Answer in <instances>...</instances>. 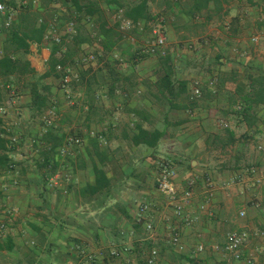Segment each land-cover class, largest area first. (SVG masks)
Wrapping results in <instances>:
<instances>
[{"label": "crops", "instance_id": "crops-1", "mask_svg": "<svg viewBox=\"0 0 264 264\" xmlns=\"http://www.w3.org/2000/svg\"><path fill=\"white\" fill-rule=\"evenodd\" d=\"M80 1H97L108 22L107 12L116 10V7L107 5L104 0ZM118 1L124 6L129 5L130 2H136V0ZM166 1L173 3L176 0H148L150 13L153 11L152 5L161 12H169L166 8ZM178 1L185 3L187 0ZM232 1L226 0L224 5V10L227 11L224 17L225 22L223 21L224 25H227V16L239 15V23H241L244 16L249 15L248 11L257 14L258 8L253 10L254 7H249L252 5L250 0H242L248 4L245 3L240 7L241 9ZM38 5L39 3L37 7ZM10 6H16L15 0L10 1ZM61 9L63 10L62 7ZM181 24L179 26L167 22L164 24L166 39L171 44H175L177 48L179 45L182 48L176 51L167 46L172 61L174 91L177 90V82L185 83L182 93L172 99L171 103L159 100L160 95L156 96L158 87L154 85L156 78L153 74L157 66L155 57L143 59L134 68L130 65L121 68L113 66L110 62V55L100 59H95L93 55L94 60L82 66L79 74L72 72L74 77L79 76L75 80H79L82 84L79 89L72 87L74 81H71L70 75H66L69 78L66 90L55 92V88L53 89L51 84L46 82L51 94L57 93L65 100L66 98L74 99L75 104L72 105L74 109L79 110L80 113L77 115L84 125L81 124L84 128L81 131L83 138H80L81 141H86L88 133L93 136L101 132L98 134L102 141L99 150L105 153L107 160L103 165L98 161H95V164L103 169L109 180V187L102 194L97 193L90 196L79 194L80 189L86 184H93L92 162L88 159L83 147L78 148L79 151L70 153L67 150L66 157L60 159L57 171L51 174L49 183L45 184L44 198L37 197L31 192L43 201L44 206L41 211L38 208L40 204L37 205L34 219L30 221L39 222V214L45 216L43 219L45 227L42 230L45 244H50L51 251L48 252L44 247L40 248L39 244H36L32 250L36 254L42 253L41 256L45 259L44 264H66L68 260L66 253H69L73 259L67 264L73 263L74 252L72 250L79 247L85 249L82 246L83 235L91 236L95 242H98L102 235L113 239L117 238L119 233H123V239L127 237L129 253H136L141 264H145L146 248L153 246H158L159 253H166V251L175 253L173 264H198L190 256L199 244L206 248L207 254L205 260L199 263L212 264L210 258L218 256H214L212 247L222 245L227 233L233 229L245 227L250 232L258 230L264 232V107L252 105L248 121L244 119L242 112L239 114L236 112L237 109V111H243L247 106L240 99L237 90L243 89V96L247 95L249 81L258 77L264 78V55L260 56V52L256 54L257 49L254 47L248 50L244 47L248 38H243L244 35L240 32L243 26L240 27V24L234 37L221 33L219 26L222 23H216L217 27L212 28L214 23L205 22L202 17L190 21L183 17ZM173 29L179 31V35L175 38ZM180 30L187 31L184 39L183 32ZM255 32L258 33L257 36L249 31H245V35H251L250 41L254 38L260 40L264 38L263 26ZM2 40L3 37H0V49ZM124 43L126 42L122 40L118 46L123 47ZM232 44L235 47H228ZM84 49L89 50L90 48L84 47ZM29 50L26 59L37 73L42 74L46 70L49 51L34 44L30 45ZM122 58L124 59L123 56ZM243 61L247 66H243ZM111 72L118 73L120 76L123 74L122 83L125 82L123 77H129L131 84L112 85L109 83ZM97 73L101 74L104 84L96 80ZM142 78L152 80L151 84L150 81L144 84L145 80ZM91 79L94 82L86 88V81ZM46 80H53L62 88L63 81L60 82V78L50 77ZM6 88L10 89L8 86ZM196 88L200 91L198 98L193 96ZM17 89L18 93L25 95V101L28 104L30 102L29 91L20 89V86H17ZM88 91L96 96L95 100L90 103L86 101ZM169 104L172 105L171 108ZM0 108L4 109L2 106ZM89 109L92 110L91 116H89ZM133 110L145 111L148 119L140 120L134 117ZM47 115L49 117L50 112ZM2 117L5 118L3 115ZM120 117L126 120L121 123ZM88 118L91 120L87 121ZM134 121L140 123L144 129L164 131L163 137L156 146H134L121 138V129L128 124L129 128H132ZM107 128L109 132L105 135ZM225 130H229L234 135L235 142L232 145L222 146L220 144ZM12 140H15V137H12ZM259 146L263 149L258 150ZM10 156L15 162L17 161L14 152ZM78 158L84 161L82 167H79ZM161 159L171 165L174 171L173 181L178 191H182L192 183L194 194L187 210L196 219L190 225L175 219L166 199L161 200L159 197L155 180L159 173L158 163ZM64 168L69 173L63 174L64 178L58 184L55 182L54 185L53 181L59 176V170ZM249 168H255V176L252 177L245 173V170ZM8 174L10 172H0V177L3 178ZM30 175L32 174L27 176ZM257 177L261 183L256 186L252 184V179ZM207 180H211L215 189L210 204L204 211H200L198 209L200 204L205 202L202 194L203 183ZM241 184H248L247 186L250 184L256 189L242 188ZM7 190V186L2 185L0 195L5 194ZM19 193L21 196L25 190L20 188ZM56 193L58 195H55ZM46 195L49 196L48 199ZM156 196L160 201H155ZM144 203L150 205V211L141 217L139 208ZM8 211L6 210L7 213ZM240 211L245 213L243 218L238 217ZM99 218L102 220L100 226L94 223L99 222ZM118 222L122 223L123 232L116 229ZM148 222L154 228V233L151 235L154 240L149 238V233L145 229V224ZM174 227L180 231L181 243L184 246L183 252L175 251L168 244L171 230ZM223 227L229 228V231L222 232ZM17 234L9 232L3 235V237L11 236L16 251L20 245ZM263 237H255L251 241L256 242L253 249L255 252L252 253L250 250L255 263L258 257L256 253L263 251V243L258 244ZM31 238L33 241L36 240V234L31 233ZM58 240L59 243L56 244ZM164 242L165 245H163ZM118 246L123 247L120 244ZM112 249H114L112 245L108 246L109 254ZM55 252L60 254L55 255ZM159 253L156 264H162V260L158 259ZM38 262L35 261L34 264Z\"/></svg>", "mask_w": 264, "mask_h": 264}, {"label": "trees", "instance_id": "trees-1", "mask_svg": "<svg viewBox=\"0 0 264 264\" xmlns=\"http://www.w3.org/2000/svg\"><path fill=\"white\" fill-rule=\"evenodd\" d=\"M37 1L41 12H44L51 6L56 7V5L51 3V0ZM104 1L107 5H113L116 7V13L119 12L120 18L113 25L106 20L97 1H67L66 3H63V10L61 8L60 10L58 9L57 13L50 15L48 20L42 19L39 14L40 11L32 10V0H28V4L21 7L17 20L12 23L8 30L2 31L1 37H3V40L0 49V106L9 96V91L6 86L10 88V86H14L16 83V85L20 86V89H27L29 91L30 102L26 106L31 113V118L41 116L45 110L47 111L52 102L50 87L44 83V80L53 77L60 78V82H62L66 75H70L71 81H74L73 83H78L79 80H75L78 79L79 76L75 75L74 77L73 75L75 72L76 74H79L80 68L85 65L84 62H81V57L87 55L85 54L86 49H84V47L90 48L89 50L92 53L88 54L95 55V59L97 58V55L99 57V51L105 57L114 53L115 48H121L118 46L119 42L123 39L119 30L121 21L127 23V28H131L133 32L138 28L139 22L143 23L145 26L149 24L159 25L160 23L159 16H153L150 13L147 5L148 0H136V2H130L129 5L125 6L118 0ZM173 3L166 1V8L169 9V12L175 13L179 18L180 16H184L190 21L202 17L205 22L211 21L212 23H217L218 21V23H222L219 26L221 33L227 34L229 37H234L238 31L239 16L237 15H233L230 18V21L227 22V25L223 24L227 12L224 10L226 0H187L185 3L176 0ZM69 11L72 13V18L67 16ZM66 23H73L71 32L65 31L64 27ZM259 23L264 26V21ZM163 26L164 22L162 23V28ZM154 27L156 26H152L151 30H153ZM124 29L126 28H123L122 30ZM152 40L153 37L151 41ZM97 42L100 46V50H96V46H94ZM32 44L46 48L49 51L46 70L42 74L37 73L36 70L31 67L30 62L26 59V56L30 51V45ZM148 45L149 44H143L142 46L137 45L138 48L128 59V65L134 68L135 65L143 59L155 57L157 60V66L153 74L156 78L154 85L158 87V93L156 96L160 95L158 96L159 100L161 99V101L165 100L171 103L172 99H175L180 93H182L185 83L177 82V90L174 91V81L172 79L173 68L170 54L167 49L160 50L159 48H153L151 51L147 47ZM92 48L94 50H92ZM120 53V55H123L125 52L120 50ZM58 67L60 69H57ZM72 72L74 74H72ZM114 73L115 72H111L109 78V83L112 85L119 86L122 84L124 85V83L128 84V82L131 84L129 77H123L125 82L122 83L121 78L123 74L120 76L118 73ZM93 82V79L86 81V88H88ZM143 83L146 84L147 81ZM248 92L247 95L243 96V89L237 90L240 99L247 106L243 111L236 110V112L238 114L242 112L246 121H248L251 116L252 105L264 107V78L258 77L249 81ZM86 94V101H88V103L95 100L96 96H94L91 91H88ZM171 106L172 105L169 104L170 108ZM173 107L177 106L173 105ZM91 112L92 110L89 109V116H91ZM132 114L140 120L148 119V115L145 111L133 110ZM2 115L4 116V114ZM2 115H0V172H15L16 167L19 166V171L23 176V179H20V176L15 179L17 189L19 190L20 188H23L26 194H31V192H33L38 197L44 198L45 184L49 183L51 174H54L57 171L60 159L67 153L65 146L73 144L71 146L77 147L78 144L82 145L83 141L80 139L79 143L68 141V138L64 133H59L57 130H54L55 125L52 122L48 124V119L43 117L42 134H40V137L37 140H32L34 150L36 151V160L34 161V166L31 167L37 176L30 175V177L27 176V166L21 164V162L18 164L10 156L14 151L16 144V140H12L15 126H13L12 129L9 128L6 123L7 120L3 118ZM89 120L91 119L88 118L87 121ZM128 125H125L121 129L120 136L123 140L129 141V143L134 146L145 145L147 147H154L164 135V131H159L157 129H144L142 125L136 121L133 122L132 128H129ZM131 129L134 131H129ZM108 132L109 129L107 128L105 135L108 134ZM100 133L94 134L93 136L88 133L86 136L87 139L85 141L86 144L84 150L88 159L92 162L93 184H86L81 188L79 191L81 196H86L87 194L90 196L97 193L102 194V192L109 187V180L103 169L98 168L95 164V161H98L103 165L107 160L105 153L99 150V145L102 142L98 135ZM234 142L235 139L233 133L229 130H225L224 137L220 140V144L222 146L232 145ZM78 161L79 167H82L84 165L83 159L78 158ZM23 163L26 164L28 162L23 161ZM42 170L45 171L42 172ZM105 197L106 196H104V198ZM39 216L45 219L43 214H39ZM42 224L35 221L29 222L28 227L30 228L31 233L36 234L37 238L35 242L40 245V248L44 247L49 252L51 251V246L50 244H45V237L42 230V228L45 227L44 222ZM37 240L40 241L37 242ZM35 242H30V245L33 246L28 247L27 254L29 256L22 254L26 257L28 256V264H34L35 262L32 258V250L36 247ZM123 248L124 246L119 248L118 251L123 252ZM4 252H13L17 254L13 240L9 235L0 238V254ZM57 253L58 252H55V254ZM20 261L18 262L20 263ZM55 261H57V258H55ZM38 264H42V262H38Z\"/></svg>", "mask_w": 264, "mask_h": 264}, {"label": "rangeland", "instance_id": "rangeland-1", "mask_svg": "<svg viewBox=\"0 0 264 264\" xmlns=\"http://www.w3.org/2000/svg\"><path fill=\"white\" fill-rule=\"evenodd\" d=\"M250 1H251L252 5H249V7H254L253 10H256V8H258L256 10L257 14L256 13L253 14L250 11H248L249 15H247L246 17L244 16V20L242 19V22L239 23L240 27L242 25L243 29H244V30L240 29V32L243 33V35H244L243 38H245V37L248 38L247 39L248 42H246V45H244V47H247L246 48L247 50L254 47L257 49V51L255 53L257 54L258 52H260V56H262V55H264V38L261 40L258 38H254L253 41H250L251 35H249V34L245 35V31H249V32L255 34V36H257L258 33H256L255 31L260 30V27L263 26L259 22L264 21V0H256L255 2L253 0H250ZM63 3H66V1L60 0L59 3L56 5V7L51 6V7L47 8L44 12L40 11V8L37 7V4H38L37 3L35 5L33 4L34 8L32 7L33 8L32 10L40 11L39 14L41 15L42 19L48 20L50 18L49 17L50 15L56 14L57 10L58 9L60 10V8L64 6ZM232 3L233 4L235 3V6H237L239 9H241L240 7L244 6L245 3L248 4L247 2L242 1V0H233ZM151 8L153 9L151 14L153 16H159V20L162 18L164 20L163 21L164 24L167 22V23H170L171 25H176V26L182 25L181 22H183L184 16H180V18H179V17H177V15L175 13L161 12L154 5H152ZM67 16L71 17L72 13H70V11H69ZM107 16L109 17V23L111 25H113L115 22H117L120 18V17H118L119 12L116 13V10L107 12ZM237 16H239V15H237ZM231 17L232 16H229V17L227 16V22L230 21ZM196 21H198V20H196ZM217 23H218V21H217ZM214 24H213L212 28L217 27L216 22ZM250 24H252V26ZM120 25L121 26H119V30L123 36L122 40H124V42H126V43H124L125 45L123 47L121 46V49L115 48L114 54L113 53L110 54L109 58H110V62L113 64V66L125 68V65L129 64L128 59L130 58V55L134 54L135 50L138 48L137 45L142 46L143 44L144 45L149 44V42L151 41V39L153 37L151 28L154 25L157 27L158 24L157 25L156 24H149V25L145 26L143 23H140L138 25V28L135 30V32H133L131 30V28H127L128 26L125 25L124 22H122V21H121ZM156 27H154V28H156ZM123 28H126V29L122 30ZM246 29H248V30H246ZM249 29H251V30H249ZM180 31H182V30H180ZM186 32L187 31L184 30L183 39L186 36ZM163 33H164V37H165V43L163 46L164 49H167V46L169 47V49L174 48L173 50H176V51L182 49L181 45H179V41L177 43L179 45L177 48L175 46V44L174 45L171 44L168 41V39H166L164 26H163ZM178 35H179V31L174 30L173 31L174 38L177 37ZM204 37H205V35H204ZM94 46H96V50H100V46H99L98 42H97V44L95 43ZM228 47H235V46H234V44H232ZM120 50H123V52H125L122 55L124 57V59L119 54ZM240 52H239V55L241 54ZM88 53H92V52L90 50H85V54H88ZM99 54H100L99 57L97 55V59L102 58V56L104 57V55L100 51H99ZM207 54H209V53H207ZM244 57H246V56L244 55ZM104 58H103V60H104ZM120 59H123V60L120 61ZM174 59H176V57ZM263 59H264V57H263ZM236 62L239 63L240 61H236ZM244 62L245 61H243L242 63H244ZM243 66H247L246 63H244ZM114 74H116V73H114ZM142 79L145 80V82L150 81V79H144V78H142ZM96 80L102 84L104 79L102 78L101 74L97 73ZM46 82H49V84H51L53 89L55 88L54 89L55 92H57L58 90H63L61 87H59V83H57L53 80H46V81L44 80V83H46ZM151 82H152V80L149 83L151 84ZM80 85H82V84L80 82H78V83H74L72 87L75 89L76 88L79 89ZM17 86L19 87V85H16V83H15L14 86H10V89H8L9 96L6 98V100L3 101V104L1 105L4 108L1 113L4 114L5 119L7 120L6 123L8 124L9 128L12 129V127L15 126V129L13 130L14 131L13 137L16 138L15 139L16 144H15V149L13 152L15 155V160H17L16 162L18 164L21 162V164H24L25 166H27L28 174L31 173L32 175H36V173H34L33 168L31 167V166H34V161L36 160L35 159L36 158L35 157L36 151L34 150L32 140H37L40 137V134H42L43 121H44L43 117L44 118L46 117V119H49L55 125V127H54L55 129L53 128L54 130H57L59 133L60 132L64 133L65 136H67L68 141H70L69 139H75V138L80 139V138H82L81 131H83V129H84L82 127L83 123H81L79 121V115H77V113H80L79 110L74 109V107H73L74 105H72V104H75L74 99L73 98H69V99L66 98V100H65V99H63L62 96L57 95V93L51 94L52 95V102L50 103L47 111L45 110L46 115H45V111H44V113L41 116L31 118V113L29 112V110L26 106L27 102L25 101V95L18 93ZM21 101H23V102H21ZM53 104H54V107H53ZM49 112H50V115L48 117L47 114ZM232 117H234V116H232ZM123 120L124 119L120 117L121 123H123ZM85 144H86V142L83 141L82 145L78 144L77 147L71 146L73 144H71L69 146L67 145L65 147L68 150V153H70V152L79 151L78 148H83ZM212 145H213V141H212ZM23 161H27L28 163L25 164V163H23ZM163 161H165V160L161 159V160H159V163L163 162ZM159 163H158V166H159ZM17 167L15 169V172L12 171L7 176H5L3 178L0 177V188L2 185H6L7 189H8L5 194L2 193L0 195V222H3L6 225L4 234L9 233V232L12 234L18 233L16 237H18V240H19L18 243L20 245H18V247H17V249H18L17 254L11 253V252L10 253H7V252L1 253L0 254V264H28L27 260H29L28 259L29 255L27 254L28 253L27 250H28V247L33 246V245H30V242H32L33 240L31 238V232H30V228L28 227V223L34 219L33 218L34 214L37 212V210H36L37 205L40 204V206H38V208H41V211L44 208V206L42 204L43 201H41V199L37 198L38 196L36 197V195L34 196V194H25V193L21 196L19 195L20 193H19V190L17 189V187L15 185V181H16L15 179H17L18 176H20L19 177L20 179H23V176L20 174L19 166H17ZM42 172H43V170H42ZM59 172H60L59 176L57 177L56 180L54 179V181H53L54 185H55V182H56V184H58V182H60V180H62L64 178V176L69 173V172L67 173L66 168H64L63 170L60 169ZM63 174H65V175H63ZM243 184H241V185H243ZM247 185H243L242 188H244V187L249 188L250 187L252 189H256L255 186H252L250 184H249V186H247ZM0 193H1V191H0ZM17 195H19V196H17ZM55 195H58V193H56ZM46 196L48 199L49 196L48 195H46ZM44 197H45V193H44ZM159 197L161 198V200H165V198L163 196L159 195ZM162 197L164 199H162ZM156 200L160 201L157 196L155 197V201ZM41 205H42V207H41ZM11 208H13V215H12L13 217H11L9 215V213L6 212V210L7 211L11 210ZM149 208H150V205H149ZM164 208H166V207L164 206ZM8 217H9L10 221H9V219H7ZM25 217L27 219H25ZM38 218H39L38 223L42 224L43 218L41 216H39ZM101 221L102 220H100V218H99V222L97 221L94 223L96 225L100 226ZM42 226H43V224H42ZM86 229L89 230L88 227H86ZM116 229L120 230V232H123V225L121 222H118ZM228 229L223 227L222 232H224V231L226 232ZM153 233H154V228L152 230V235H153ZM119 234L117 235V238H113V239H110L108 236L102 235L100 237V239L98 240V242H95V240H93L94 238L91 236H84L83 235L82 236V242H83L82 246H84L85 249L79 247L75 250H72V252H74V261L71 264H92V260L95 261V264H141V263H139L138 255L134 252H130V253L119 252L120 255L115 256V257L112 255L114 250L118 251V249L121 248L120 246H118V244L123 245L125 247L129 246L128 245L129 241H128L127 237H125L123 239L122 238L123 233H121L120 235ZM166 238H167V236L164 237L163 239L165 240ZM39 241L40 240H37V242H39ZM34 242H35V240H34ZM57 243H59V240H58V242H56V244ZM255 243L256 242L254 240L253 242H251L247 246V249L249 250L250 254L255 252L253 250ZM261 243H263V251L259 250L262 252L256 253L258 255V257H257L255 264H264V237L259 240L258 244L261 245ZM35 244H37V243L35 242ZM111 245H112V248H114V249H112V251L109 254L108 246H111ZM163 245H165V242L163 243ZM156 247H158V246H156ZM250 250H252V253L250 252ZM58 253H57V255H58ZM22 254H26L28 256L26 257ZM66 254L68 256V260H66L68 263L69 260L71 261L73 259H72V257H70L69 253H66ZM173 254H175V253H172L169 251H166V253L165 252L159 253L158 259L162 260V264H167L166 262H168V264H173L174 263L173 260H175V257L173 256ZM41 255H42V253L36 254L35 252L32 251V258L35 261H39V262H42V264H44L45 259ZM214 256H217V255L215 254ZM18 261H20V263ZM218 261H219L218 256L216 258L215 257L210 258V263H212V264L216 263ZM158 262L160 263V261H158Z\"/></svg>", "mask_w": 264, "mask_h": 264}, {"label": "built area", "instance_id": "built-area-1", "mask_svg": "<svg viewBox=\"0 0 264 264\" xmlns=\"http://www.w3.org/2000/svg\"><path fill=\"white\" fill-rule=\"evenodd\" d=\"M11 0H0V37L2 36V31L8 30L12 23L15 22L18 11L21 10V7H24L28 4V0H15V7L10 6ZM60 0H51L53 5H57ZM62 1H70V0H62ZM37 0H32V5L37 4ZM119 17V16H118ZM159 25L152 30L153 40L147 46L151 51L153 48H159L160 50L164 49L165 37L163 33L162 23L163 20H159ZM128 26L127 23H124ZM73 27V23H66L65 24V31L71 32ZM254 40V39H253ZM94 60V56L92 54H88L86 56L81 57V62L85 64L91 63ZM57 69H60L59 67ZM69 82L68 76L64 77L62 88L63 90L67 89V84ZM194 98H198L200 96L199 89H195L193 91ZM2 108H0V112H2ZM47 123L50 124L51 121L48 119ZM74 143H79V139H69ZM261 146L258 147V150H262ZM245 173L251 175L252 177L255 176L256 170L255 168H249L245 170ZM174 171L171 165L166 162L159 163V173L155 180V186L158 193L163 196L166 201L167 205L171 208L173 212V217L179 221L184 222L187 225H190L196 217L191 215L190 212L187 210V206L190 205L194 191L192 190V183L189 184L188 187L183 189L182 191H178L173 181ZM261 183L260 179L257 177L256 179H252L253 185H259ZM213 183L211 180H207L203 183L202 194L204 198V203H201L199 206L200 211H204L207 206L210 204V200L213 197L214 192ZM258 205V203L256 204ZM150 211L149 205L144 203L139 208V216L145 215L147 212ZM8 213L10 216L13 215V209L9 210ZM245 216L244 211H240L238 213L239 218H243ZM145 229L149 233V238L154 240L152 235L153 226L150 222L145 224ZM5 232V224L0 222V238L3 237ZM263 232H250L245 227H240L237 229H233L229 233H227L225 240L222 245H215L212 247V252L219 256V261L213 264H255V260L253 255L249 253L247 246L251 243L253 238L263 237ZM168 244L177 252H183L184 246L181 243L180 238V231L177 227L172 228L170 237L168 239ZM258 248H256L257 250ZM147 252L145 253V264H156L157 257H158V249L157 247L146 248ZM124 253L130 251L129 247H125L122 250ZM114 257L119 256L120 253L117 250L113 251L112 254ZM204 255V256H203ZM206 248L199 244L193 251L191 258L196 260V263L200 264L199 262L202 260L204 261L207 256ZM92 264H95V261L92 260Z\"/></svg>", "mask_w": 264, "mask_h": 264}]
</instances>
